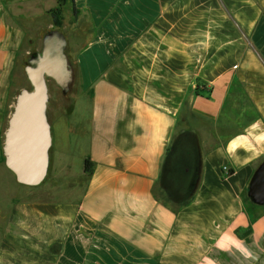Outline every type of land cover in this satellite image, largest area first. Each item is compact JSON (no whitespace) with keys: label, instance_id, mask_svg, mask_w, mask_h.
Here are the masks:
<instances>
[{"label":"crops","instance_id":"crops-1","mask_svg":"<svg viewBox=\"0 0 264 264\" xmlns=\"http://www.w3.org/2000/svg\"><path fill=\"white\" fill-rule=\"evenodd\" d=\"M56 5L0 0V264H264V202L247 196L264 160V0H66L58 26ZM51 32L68 80L46 83V183L30 186L4 135ZM178 131L198 153L183 201L160 184Z\"/></svg>","mask_w":264,"mask_h":264},{"label":"water","instance_id":"water-1","mask_svg":"<svg viewBox=\"0 0 264 264\" xmlns=\"http://www.w3.org/2000/svg\"><path fill=\"white\" fill-rule=\"evenodd\" d=\"M63 44V39L57 32H51L45 37L41 53L25 69L31 87L19 92L8 120L3 144L4 163L21 184L36 186L46 174L51 143L46 118V77L65 87L68 70ZM251 186L252 180L247 187L249 199L255 203L264 202L253 197ZM254 188L264 192V168L258 172Z\"/></svg>","mask_w":264,"mask_h":264},{"label":"trees","instance_id":"trees-1","mask_svg":"<svg viewBox=\"0 0 264 264\" xmlns=\"http://www.w3.org/2000/svg\"><path fill=\"white\" fill-rule=\"evenodd\" d=\"M65 2L66 0H57V5L48 10L55 26L61 23V10ZM75 12L73 6V13ZM197 170L198 153L194 137L186 131H178L168 149L160 179V184L169 198L174 201L187 199L195 187ZM84 171L86 173L91 171V162L88 159L84 162Z\"/></svg>","mask_w":264,"mask_h":264},{"label":"flooded vegetation","instance_id":"flooded-vegetation-1","mask_svg":"<svg viewBox=\"0 0 264 264\" xmlns=\"http://www.w3.org/2000/svg\"><path fill=\"white\" fill-rule=\"evenodd\" d=\"M262 168H264V161L261 162V164L259 165V167L257 168V170L255 171L253 177H252V186L250 188V190L253 192V197L260 200H264V192L257 190L256 188H254L255 186V181L258 179V172H260L262 170ZM261 169V170H260Z\"/></svg>","mask_w":264,"mask_h":264},{"label":"rangeland","instance_id":"rangeland-1","mask_svg":"<svg viewBox=\"0 0 264 264\" xmlns=\"http://www.w3.org/2000/svg\"><path fill=\"white\" fill-rule=\"evenodd\" d=\"M34 50L33 49H31V52H33ZM28 58V57H27ZM24 68V67H23ZM20 70H22V68H19V71ZM25 73V72H24ZM16 76L18 77V71H16ZM24 76H25V82H24V87L26 88H29L30 87V84H29V82H28V80H27V77H26V75L24 74ZM46 83H47V86L49 87V91L50 92H54L55 90H58L57 89V85H56V83L54 82V80L52 79V78H50V77H46ZM73 157H74V155H73ZM45 181H46V179H44ZM45 181H42L43 183H40L41 185H43V184H45L46 182ZM40 185V186H41Z\"/></svg>","mask_w":264,"mask_h":264}]
</instances>
